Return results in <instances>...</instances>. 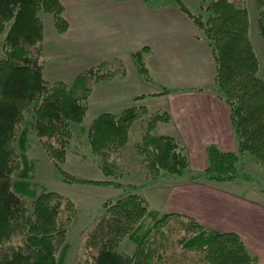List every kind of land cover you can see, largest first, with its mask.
<instances>
[{
  "label": "trees",
  "instance_id": "trees-1",
  "mask_svg": "<svg viewBox=\"0 0 264 264\" xmlns=\"http://www.w3.org/2000/svg\"><path fill=\"white\" fill-rule=\"evenodd\" d=\"M173 1L193 20L211 47L216 63L215 91L230 109L237 151L225 152L210 145L206 150L207 168L191 172L176 139L152 134L159 122L167 120L165 114H150L146 108L134 106L120 114L104 113L96 118L88 137L92 149L107 157L102 169L111 176L113 155L127 144L132 126L143 116L151 117L148 133L137 146L151 182L133 187L125 196L104 204V217L86 240L76 264H161L166 257L169 232L174 239L176 231L181 233L178 243L201 254L191 264L259 263L239 235L208 229L191 217L148 211L146 201L137 193L163 178L190 176L194 181L219 183L252 180L244 172L247 154L264 167V80L249 34L247 6L239 0H202L204 14L196 15L181 0ZM145 3L154 7L148 0ZM256 5L259 32L264 39V0H256ZM64 12L61 0H0V36L7 33L4 57L0 60V264H65L69 251L66 238L74 205L65 203L57 193L36 192L33 166L26 154L31 129L39 138L48 139L42 147L64 182L112 184L86 181L61 169L73 136L71 127L85 119V103L94 85L115 75L114 71L100 73L96 65L78 75L71 86L47 84L40 60L45 31L41 13L52 14L55 30L64 34L69 28ZM147 52L145 47L133 53L132 59L139 76L151 82L145 64ZM147 217L153 221L151 227L145 225ZM169 219L172 222H167ZM176 219L178 226L171 225ZM14 238L18 240L13 242ZM125 238L137 246L131 255L118 250ZM172 242L173 246L177 241ZM181 256L177 264H188L190 258Z\"/></svg>",
  "mask_w": 264,
  "mask_h": 264
},
{
  "label": "rangeland",
  "instance_id": "rangeland-1",
  "mask_svg": "<svg viewBox=\"0 0 264 264\" xmlns=\"http://www.w3.org/2000/svg\"><path fill=\"white\" fill-rule=\"evenodd\" d=\"M110 1L111 0H61L65 6L63 16L66 18L67 15L68 19L70 18L69 21H72V17L75 16L73 19L76 20L75 22L77 25L72 29V31L74 30V34L72 35V31L58 34L54 27V16L50 13H41V18L46 28L40 60L43 66L44 78L49 86L56 83H65L71 86L74 84L78 75L96 65L100 73L114 71L115 74L112 78L100 82L106 83V85L109 86L102 84L98 87V83L94 85L93 91H91L85 103L87 106L85 119L81 124L76 123L71 127L73 136L66 150V161L61 166L63 171L86 181H109L112 184H69L64 182L62 175L49 160L42 147V142L48 139L39 138L36 135L35 129H31L28 136V151L26 154L33 166L32 182L36 185V192L38 194L44 191L57 193L62 197L65 203L69 202L74 205V216L68 227L66 238L69 251L65 264H76L77 260L84 252L86 240L89 235L96 230L98 223L104 217L106 210L103 206L105 203L116 201L120 196H125V193L133 187H140L151 182V177L142 163L141 153L139 148H137L138 145L143 143L144 135L148 133L147 129L151 120L149 115L143 116L141 121L136 122L132 126L127 144L123 148L118 149L113 155L114 166L113 171L111 170L113 172L111 176H106L102 169V166L105 165L104 163L108 160L107 157L96 153L92 149L88 137V130L94 120L105 112L120 114L129 107H139L137 100L133 97H129V94L135 92V89L138 94L142 96L145 94L148 97L150 96L149 94L154 93L156 89L163 90V87L157 84H142L143 82L139 80L138 74L136 76L133 72L132 66H130V62L128 61L131 60V53L124 51V49L115 51L113 55H111L112 57L119 56V59L116 61H98L106 50L108 52L110 51L106 46L109 45L110 42L105 39V36H107L105 31L99 33V35L97 33V29H101L102 22L93 23L90 21V23H88L89 20L87 19V21L86 18L91 15H117V11H114L115 9L109 4ZM181 1L191 13L196 15L200 13L204 14L202 11V0ZM239 1L246 5L249 11V34L259 59L260 75L264 80V39L259 32V11L257 9L256 0ZM148 3L154 7L167 6L168 8L180 11L173 0H148ZM125 7L126 13L133 9L137 15H177L164 14L165 10L161 9L151 12V7H148L145 0H132V2ZM203 16L205 18L207 17V15ZM103 29H105L104 26ZM6 34L5 32L0 36V60L4 57L3 43ZM88 38L91 42H87ZM110 76L111 75H108V77ZM136 81L137 83L135 84ZM90 97L95 98V105L94 107L91 106V108L89 105ZM157 104L161 105V102H157ZM143 105L145 104L143 103ZM30 119L31 115H28V121ZM160 132H162V130L155 128L152 134L158 135ZM190 171L199 172L192 171L191 169ZM244 172L249 175L252 180L257 182L255 186H253L254 188L257 190L259 188L264 189V167L260 166L250 154L246 156ZM166 180H168L167 182L170 181V183H179L180 181H187L189 183L210 182L206 180L194 181L191 180L190 176L182 179H160L137 191L146 201L145 206L148 211L159 212V209L164 210L166 208L164 196L160 194L159 190L164 191L168 188V196L173 191H176L174 189L176 187H166L165 183H160ZM118 183L121 185L120 187H116ZM154 185H157V188L155 189L154 187L153 191L146 190ZM144 191H147V196ZM159 213L162 215L166 212ZM169 214L180 215L176 213ZM183 217L181 220H187L185 218L183 219ZM178 220L179 219H176V223L171 225L178 226ZM144 222L147 227L153 225V221L149 217L145 218ZM167 222L172 221L169 219ZM165 225L169 226L170 224L165 223ZM165 232L168 233V230H165ZM169 235V243L167 240L166 246V257L161 264H177V261L182 260L181 255L183 254L186 255L184 257L190 258V261H187L189 262L188 264H191L193 258H198L199 255H201L199 251L189 250L185 248L182 243H178V240L181 238V233L176 231L173 237L174 239H172L171 232H169ZM17 240L18 238H14L13 242ZM173 240L177 242L172 246L170 243ZM136 248L137 246L135 243L128 238L123 239L118 246V250L121 253L130 255L135 252Z\"/></svg>",
  "mask_w": 264,
  "mask_h": 264
},
{
  "label": "crops",
  "instance_id": "crops-1",
  "mask_svg": "<svg viewBox=\"0 0 264 264\" xmlns=\"http://www.w3.org/2000/svg\"><path fill=\"white\" fill-rule=\"evenodd\" d=\"M131 2L111 0L109 4L117 15L87 16L88 23L102 22L97 33L105 31V39L110 42L106 45L110 51L106 50L98 61H116L119 56L111 55L124 49L131 53V60L128 61L137 76L132 54L148 48L145 64L152 81H145L138 74L139 80L146 85H160L163 90L156 89L148 97L138 94L135 89L129 97L136 99L139 107L146 108L150 114H165L167 120L156 126V129L162 130L157 136L176 139L183 147L189 168L203 171L208 166V146L214 145L225 152L237 151L230 109L215 91L216 63L211 47L200 36L193 20L181 10L165 6L152 7L150 11L161 9L165 10L164 14L177 15H137L133 9L126 13L125 6ZM74 17L69 21L66 15L69 28L65 33L71 32L77 25ZM102 84L109 86L98 83V87ZM164 89L171 92L164 93ZM94 99L90 97V108L95 105ZM167 181L160 183L176 187V191L168 196V188L159 190L166 203V208L159 209V212L191 217L204 227L220 233H235L241 237L249 252L258 257V264H264V189L254 188L255 180L224 183ZM156 186L146 190L153 191ZM147 191H144L146 196Z\"/></svg>",
  "mask_w": 264,
  "mask_h": 264
}]
</instances>
